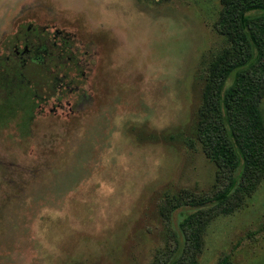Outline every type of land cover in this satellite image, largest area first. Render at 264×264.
<instances>
[{"label":"rangeland","instance_id":"374dc122","mask_svg":"<svg viewBox=\"0 0 264 264\" xmlns=\"http://www.w3.org/2000/svg\"><path fill=\"white\" fill-rule=\"evenodd\" d=\"M228 1L0 0V56L36 26L69 41L81 73L23 125L0 121V264H154L189 202L222 189L196 125L232 49ZM259 111L264 124V88ZM223 207L197 263L264 264V173Z\"/></svg>","mask_w":264,"mask_h":264},{"label":"trees","instance_id":"16d2710c","mask_svg":"<svg viewBox=\"0 0 264 264\" xmlns=\"http://www.w3.org/2000/svg\"><path fill=\"white\" fill-rule=\"evenodd\" d=\"M217 29L232 49L210 65L196 138L224 174L225 185L211 197L189 202L195 210L180 221L177 233L167 230L170 246L154 264H198L201 237L210 219L228 213L223 205L250 194L264 173V124L259 111L264 88V0L228 1ZM20 30L9 41L12 57L0 56V121L23 125L45 100H60L70 93L81 73L65 37L36 26Z\"/></svg>","mask_w":264,"mask_h":264}]
</instances>
